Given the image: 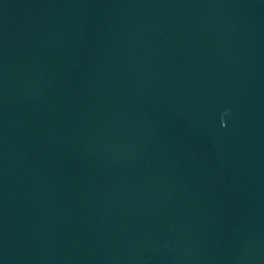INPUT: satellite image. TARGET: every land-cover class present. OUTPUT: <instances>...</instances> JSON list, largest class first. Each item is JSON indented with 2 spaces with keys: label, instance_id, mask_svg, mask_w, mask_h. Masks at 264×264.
<instances>
[{
  "label": "water",
  "instance_id": "95a60500",
  "mask_svg": "<svg viewBox=\"0 0 264 264\" xmlns=\"http://www.w3.org/2000/svg\"><path fill=\"white\" fill-rule=\"evenodd\" d=\"M0 264H264V0H0Z\"/></svg>",
  "mask_w": 264,
  "mask_h": 264
}]
</instances>
